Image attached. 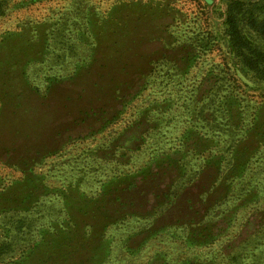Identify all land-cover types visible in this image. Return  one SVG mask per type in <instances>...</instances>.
<instances>
[{"label":"rangeland","instance_id":"obj_1","mask_svg":"<svg viewBox=\"0 0 264 264\" xmlns=\"http://www.w3.org/2000/svg\"><path fill=\"white\" fill-rule=\"evenodd\" d=\"M229 1L0 0V264H264Z\"/></svg>","mask_w":264,"mask_h":264},{"label":"trees","instance_id":"obj_2","mask_svg":"<svg viewBox=\"0 0 264 264\" xmlns=\"http://www.w3.org/2000/svg\"><path fill=\"white\" fill-rule=\"evenodd\" d=\"M226 37L234 53L242 57L244 65L264 78L263 43L254 41L255 35L264 34V17L261 7L245 0H230L225 11ZM261 46V47H260Z\"/></svg>","mask_w":264,"mask_h":264}]
</instances>
